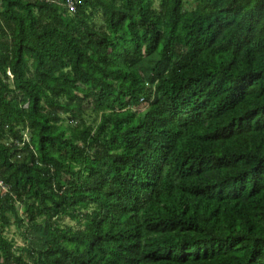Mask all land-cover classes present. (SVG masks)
<instances>
[{"label": "trees", "instance_id": "16d2710c", "mask_svg": "<svg viewBox=\"0 0 264 264\" xmlns=\"http://www.w3.org/2000/svg\"><path fill=\"white\" fill-rule=\"evenodd\" d=\"M67 1L0 0V264H264V0Z\"/></svg>", "mask_w": 264, "mask_h": 264}, {"label": "rangeland", "instance_id": "374dc122", "mask_svg": "<svg viewBox=\"0 0 264 264\" xmlns=\"http://www.w3.org/2000/svg\"><path fill=\"white\" fill-rule=\"evenodd\" d=\"M98 23L101 25L100 19H98ZM88 119L92 120V117H89ZM65 224L74 226V225H76V222L70 221V220L67 219V220H65ZM6 236L9 239L14 240L17 243V245H22L23 244V242H22V240L20 238V235H19V231H18V229L15 226H11L10 228H8L6 230Z\"/></svg>", "mask_w": 264, "mask_h": 264}, {"label": "built area", "instance_id": "2783aa9c", "mask_svg": "<svg viewBox=\"0 0 264 264\" xmlns=\"http://www.w3.org/2000/svg\"><path fill=\"white\" fill-rule=\"evenodd\" d=\"M67 6H68V8H69V10H70L71 12H74L75 9H76V4H75V1H74V0H68V1H67ZM0 184H1V183H0Z\"/></svg>", "mask_w": 264, "mask_h": 264}]
</instances>
